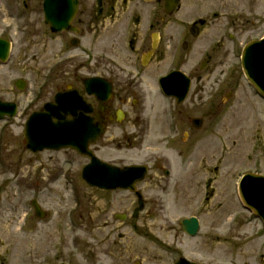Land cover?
<instances>
[{
  "label": "rangeland",
  "instance_id": "obj_1",
  "mask_svg": "<svg viewBox=\"0 0 264 264\" xmlns=\"http://www.w3.org/2000/svg\"><path fill=\"white\" fill-rule=\"evenodd\" d=\"M142 5L115 7L109 14L119 25L136 23L128 35L137 37L150 16L164 14L163 0ZM179 7L169 21L185 27L196 18L207 21L202 34L181 51V69L200 90L182 108L193 117L206 116L197 143L183 146L179 159L161 151L172 163L171 177L139 184L146 209L123 222L117 216L131 217L135 207L128 193H95L80 177L82 156L32 154L23 143L22 120L6 127L0 122V264H173L181 257L201 264H264V232L234 191L235 177L244 171L264 175V101L240 67L243 46L264 36V0H181ZM227 21L237 26L234 40L208 50ZM112 35L111 30L101 33L105 43ZM0 37L12 42L10 59L0 66V100L22 106L48 88L47 70L60 57L61 44L52 41L43 23L42 0H0ZM205 50L210 62L200 69ZM108 56L115 60L106 52L105 61ZM18 78L26 83L23 91L12 84ZM213 94L216 114L207 107ZM25 198L36 199L45 216L37 218L24 208ZM189 217L200 224L195 237L179 226Z\"/></svg>",
  "mask_w": 264,
  "mask_h": 264
},
{
  "label": "flooded vegetation",
  "instance_id": "obj_2",
  "mask_svg": "<svg viewBox=\"0 0 264 264\" xmlns=\"http://www.w3.org/2000/svg\"><path fill=\"white\" fill-rule=\"evenodd\" d=\"M89 1L78 0L79 8L71 23L72 31L50 32L52 41L58 40L61 46L60 57L54 59L47 70L48 88L44 89L43 94L33 93L22 106L10 100L16 104V118L24 123L31 113L42 112L44 105L49 104L51 109L67 112L66 120L80 119L84 129L99 134L89 148L102 162L122 169L133 165L134 156L147 151L138 164L146 168L145 179H168L171 177L172 163L161 151H169L171 156L179 159V150L191 143L196 144L195 137L202 129L195 128L199 122H193L194 117L188 110H183L184 103L179 105L174 98L161 94L158 83L171 71H179L182 66L179 47L188 50L193 40L207 28V21L196 18L185 27L169 21L171 16L163 12L150 16L143 33L136 37L128 35L130 25L136 27V23L119 25L114 15L109 13H113L115 7L133 4L143 6V0H92L91 4ZM88 10H91L92 15L88 14ZM136 22L139 26L140 21ZM236 27L232 21H227L226 26L217 29L213 37L218 38L215 43L232 41L234 34H237ZM107 30H111L113 35L105 43L101 33ZM228 31L230 33H226ZM207 51L202 55L207 54ZM106 52L116 61L109 56L110 60L105 61L103 56ZM173 52L176 53L177 64L169 67L165 60ZM204 62L203 67L210 62V57L207 56ZM199 91L191 84L185 102L193 103ZM66 93L70 94L69 100L57 108L56 96ZM209 101L207 107L214 109L210 114H216L215 94L210 95ZM157 103L160 104L158 108ZM205 117L198 116L201 126ZM56 121L52 119L53 123ZM4 122L9 123L10 119L5 118ZM132 151L137 153L131 154ZM83 158L87 161L86 157ZM94 192L105 196L116 191ZM129 195L133 198L131 206L135 205L134 211L137 201L133 194ZM143 200L144 211L146 199L143 197ZM139 214H132L131 217L121 215L120 218L124 219L123 222L132 221ZM256 219L263 229L262 219Z\"/></svg>",
  "mask_w": 264,
  "mask_h": 264
},
{
  "label": "water",
  "instance_id": "obj_3",
  "mask_svg": "<svg viewBox=\"0 0 264 264\" xmlns=\"http://www.w3.org/2000/svg\"><path fill=\"white\" fill-rule=\"evenodd\" d=\"M176 4L177 0H166L165 8L167 12H171ZM42 6L44 23L51 26L54 31H61L69 27L77 10V0H43ZM8 51L9 43L0 39L1 61L4 62L7 59ZM241 66L248 82L264 97V39L253 41L245 46L241 56ZM179 76L184 77L185 81L184 91L179 90V102H181L185 97L188 81L181 73ZM2 108L3 105L0 104V110ZM2 113L0 111L1 115ZM48 114L47 112L36 114L27 121L24 137L27 139L28 148L34 152L42 149L60 150L71 148L83 154L87 153L84 137L75 133L74 128L77 125L73 121H63L53 126L49 120L51 115ZM128 173H113L106 165L92 159L91 164L83 172V178L90 185L102 189L121 187L128 189L130 192H135V182L143 178L144 170L132 169ZM136 195L138 196V193ZM239 196L247 208L264 218V178L247 174L240 184ZM139 209H141V203ZM180 226L182 231L189 236H194L199 228L198 221L195 218L181 220ZM175 264L196 263L180 259Z\"/></svg>",
  "mask_w": 264,
  "mask_h": 264
}]
</instances>
